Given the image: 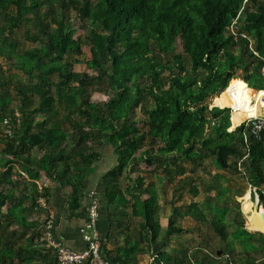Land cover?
I'll return each instance as SVG.
<instances>
[{
    "label": "trees",
    "instance_id": "obj_1",
    "mask_svg": "<svg viewBox=\"0 0 264 264\" xmlns=\"http://www.w3.org/2000/svg\"><path fill=\"white\" fill-rule=\"evenodd\" d=\"M249 2L258 8L245 13L248 23L244 25V33L255 38L253 49L250 39L242 35L236 41L230 32L243 5ZM72 5L73 1L67 5L64 0L57 3L0 0V56L11 59L13 66L23 70L30 80L15 86L21 97L20 118L5 101L0 111V124L9 119L12 130L10 135H4L7 142L3 148L10 163H19L32 172L33 177L44 175L49 181L70 189L68 205L74 211L81 209L86 180L103 155L90 151L87 142L100 148L110 146L117 164L103 177L104 195L96 193V196L101 197V204L113 214L121 211L126 214V207L131 205L132 215L142 219L140 227L149 233L150 242L157 241L161 229L155 217L156 193H149L142 186L145 178L140 175L123 189L124 173H130L134 167L143 163L154 166L158 161V167L164 168L172 163L178 168L177 175H185L188 170L180 165L181 161L201 165L206 157H213L214 164L221 170L238 169L237 165L243 162L253 175L254 184L264 182L261 171L264 132L260 140L255 139L246 130V124H242L248 117L240 118L224 100L221 101L223 106L227 105L224 109H211L208 102L209 94H219L225 89L228 91L225 101L230 104L241 90L252 105L261 101L244 88L248 82L255 81L249 72V63L242 56L256 61L260 69L264 68V0H85ZM71 7L76 16L70 14ZM77 19L87 23L92 54L87 65L96 75L72 69V56L81 54L83 45L81 38L75 37L73 24ZM23 25L35 29L34 32L23 30L24 36L36 44L30 49H20L12 38ZM178 40L182 53L174 55ZM235 48L238 54L234 53ZM170 55L173 57L168 61ZM240 63L246 72L245 82L232 87L229 82L238 78ZM162 66L170 71L169 76L160 73ZM5 84L6 79L1 74L0 86ZM90 87L106 94L109 100L91 101ZM33 97H38V102L31 107ZM77 98L81 99L80 104ZM63 99L69 109L79 112L86 120V124L78 121L71 124L75 135L71 130H63L53 119ZM151 101L154 108L150 106ZM138 108L144 118H135ZM233 112V126L239 127L230 132ZM140 123L147 130L141 128ZM147 145L149 148L143 149ZM33 151L41 153V157H33ZM171 173L167 169V174ZM18 175L19 180H8L10 190L0 192L1 234L14 222L33 230L36 222L28 221V215L36 206L24 205L25 193L30 194L33 202L48 196L46 188L42 193L38 191L35 180L28 181ZM30 186L34 190L29 191ZM144 192L150 197L142 198ZM258 193L264 203V192ZM198 213L202 217L203 213L199 210ZM111 223V234L122 228L121 219L113 217ZM175 223V219L169 221L171 232L181 230ZM212 224L225 238L224 227L215 221ZM27 232L21 234L22 239ZM143 235L141 233V243ZM254 237L255 234L248 233L244 241L251 242ZM259 239L264 246V235L259 234ZM33 243L31 236L27 244ZM14 249L13 246L5 249L0 238V264H7L6 251ZM246 250L256 251L257 248L249 243ZM36 252L35 249L30 251V257ZM102 253L114 263L130 264L126 256L109 257L104 246ZM153 264L189 262L171 256L164 246L158 245ZM227 264L230 263L227 261Z\"/></svg>",
    "mask_w": 264,
    "mask_h": 264
},
{
    "label": "rangeland",
    "instance_id": "obj_2",
    "mask_svg": "<svg viewBox=\"0 0 264 264\" xmlns=\"http://www.w3.org/2000/svg\"><path fill=\"white\" fill-rule=\"evenodd\" d=\"M58 1L59 0H51L52 3H57ZM64 1L67 5L70 1H73L75 5L84 3L85 0ZM72 9L73 7H71L70 14L76 16L75 10ZM257 9L258 8L250 2L247 3L246 6L243 5L240 15L235 21V25L230 29V32L235 37L236 41H239L240 36L242 35V37L250 39L251 49L254 47L255 38L244 33V25L248 23V20L245 19V13ZM86 24L78 19L75 20L73 24V28L76 30L75 37L81 38L83 45L82 53L78 55L73 54L72 56V69L74 72L87 73L92 76L97 73L87 65V62L92 58V54L91 42ZM26 29H30L31 32L35 31L33 26L23 25L21 29H17L15 31L16 34L12 36L13 41H16L19 44L20 49H30L36 45L24 36L23 30ZM233 51L235 54H238L236 48ZM181 53L182 46L178 40L174 55ZM172 57L173 56L170 55L168 61H171ZM223 57L224 56H221L222 59ZM242 59L249 63V72L255 81L253 84L248 82L249 85L247 84V87L244 88H247L252 92V95L255 97L263 99L264 68L260 69L256 61H252L248 57L244 58L242 56ZM241 64L242 63L237 67L238 78L232 79L229 82L232 87H237L245 82L243 77L246 75V72L241 68ZM0 65L2 67L0 75L2 74L6 79V84L0 86V93L3 94V96L0 97V111L3 101H5L9 105V108L14 109L16 117L20 118L21 114L19 112V106H21V97L15 86L17 83H29V76L23 70L14 67L12 60L6 56H0ZM159 71L163 76L170 75V71L164 66L160 67ZM54 79L57 81L59 76L56 74ZM250 86H256L257 88ZM244 92V90H241L239 93L241 96L238 95L235 100L233 99L232 104H230V101H225L228 96L227 89L221 91L219 94H209L208 102L211 108L216 106L224 109L227 108V105L223 106L221 104V101L224 100V103L228 104L231 110H235L234 105L235 102H237L239 106H242L240 110H237L239 114L241 115L240 112L244 109L242 113L247 114L246 116H248V118L263 113L262 108L261 111H259L260 109L256 102L252 105V101L246 97ZM89 93V96H87L91 101L96 103L107 102L109 100V97L106 94L97 91V89L90 87ZM31 101V107H34L38 102V97H33ZM77 103H81L80 98H77ZM150 106L151 108H154L155 104L153 101H151ZM69 114L71 115V118H68ZM234 114L235 113L233 112L231 116L230 132L235 131L239 127L233 126ZM135 118H144L143 112L140 108L137 109V115ZM53 119L57 123H60L63 130L69 132L70 130L74 132L71 127L73 122L78 121L81 124H86V120L79 112L69 109L68 104L64 99L59 104L58 114L54 116ZM139 126L141 128L144 127L142 123H140ZM6 129L7 126H5L4 123L3 125L0 124V179H7V177L11 176V178L16 181L19 180L18 174L20 173L25 176L28 181L35 180L38 182L42 181V183H51L46 176L40 175V178L33 177L30 174L32 172L22 168L19 163L9 162V156L3 154V148L7 142L5 140L7 138L4 136L7 134ZM145 129L147 130V128ZM73 134L75 135V132ZM87 144L90 151L101 152L103 154L96 164L97 172L105 170L110 164L113 168L116 166L117 159L110 146L100 148L91 144V141H88ZM147 148H149V145L143 149ZM32 153L33 157L38 159L41 157V153L35 151ZM213 160V157H206L201 165L181 161L180 165H184L188 170L185 175H177L176 170L178 168L172 163L166 164L164 168L158 167V161L155 162L154 166H148L143 163L140 167H134L135 169L133 171L131 170L130 173H124L122 178L124 183L123 189H125L126 185L130 184L131 181L134 180L135 182L137 176L140 175L145 178L142 186L147 188L149 193H156L157 198L155 217L161 226L159 237L156 242H150L149 233L142 230L140 227V240L141 233L144 234V240H142V243L140 242V244H142L140 245V264H153L155 248L158 245L164 246V250H166L171 256L185 258L189 264H227V261L230 264H264V246L259 239V234L264 235V233L262 231L254 230L250 225L252 215L257 211L260 212L261 208H264V203L261 202L258 193L260 190L264 192V182L254 184L251 181L253 175L249 172V169L243 164V162H240L237 165L238 169L233 167L228 170H221L216 167ZM6 163L9 164L6 165ZM8 168L9 171H7ZM167 169L172 172L171 175L167 174ZM261 171L264 172V164L261 166ZM32 175L34 174L32 173ZM9 186L10 184L5 185L2 183L0 185V192H4ZM29 189V191H32L34 190V187L30 186ZM125 196L133 202V199L127 193H125ZM148 197H150L148 192H144L142 198ZM99 198L101 199V197ZM29 204H35L36 210L39 209V206L46 207L47 205L43 198H39L36 202H33L32 199L24 201L25 206ZM256 208H258L257 211ZM175 209L183 215H177ZM197 209L203 213L202 217L199 216L200 214ZM125 212H128L130 217L132 216V219L135 218V216L132 215L131 205L126 207ZM119 213L122 217L119 218L121 221L124 219L128 220L122 211ZM33 214L34 213H31L29 215L33 216ZM171 219H175V226L179 227L181 229L180 231L171 232V228H169V221ZM135 220L137 221V219ZM136 221L135 224L133 223L131 225V228L136 227L137 230V225L139 223ZM141 221L142 219L140 218V223ZM213 221L224 227L225 238L220 235L217 227L212 224ZM13 228H15V226ZM17 231H20L19 228ZM248 233L255 234V237L251 242L244 241L248 236ZM20 242H23V239L20 241L17 240V244ZM249 243L254 244L257 250L247 251L246 247ZM14 244H16V242ZM150 244H152V247ZM251 260L254 262H249Z\"/></svg>",
    "mask_w": 264,
    "mask_h": 264
},
{
    "label": "crops",
    "instance_id": "obj_3",
    "mask_svg": "<svg viewBox=\"0 0 264 264\" xmlns=\"http://www.w3.org/2000/svg\"><path fill=\"white\" fill-rule=\"evenodd\" d=\"M112 168L113 166L110 164L105 170L97 172L95 166L94 171L89 175L85 183L84 194L81 201L82 207L74 211H71L68 205L70 189L51 181V183L36 181L37 189L40 193L43 192V188L49 191L46 198L42 197L47 205L46 207L39 206V209L32 211V213H34L33 216L29 215L28 221L36 222V225L32 228L33 230H26L19 222H14L5 228L4 233L1 234L0 232V238L3 240L4 248L7 250L12 246L15 248L12 252L7 253L6 251V263L54 264V251L53 248L49 246V239L47 236L50 234L55 241L61 242L74 250H84L86 243L83 239L81 230L86 222V208L91 201L93 192L100 196L104 195L103 177ZM11 179V176L7 177V179H0V185L2 183L9 185L8 180ZM10 189L11 187L9 186L7 190H3L7 192ZM25 195V200H31L29 193H25ZM111 211L110 208L101 204L98 229L103 236V246L106 249V254L109 257L115 258L120 255L123 257L126 256L130 264H140V218L135 217L132 219V216L130 217L129 213L126 212L125 216L128 220L124 219L122 221V228L120 231L111 234V221L113 217H115V219L122 218L119 212L113 214ZM3 212H6V209H3ZM51 215L53 216V227L48 229L47 224ZM135 219H137V221ZM134 220L139 223L137 225V230L136 227L131 228V225L133 223L135 224ZM14 226L15 228H13ZM18 228L20 231H17ZM24 231L28 232L23 239V243L21 244L20 242L17 244V240H22L21 234L24 233ZM31 236L34 237L33 245L27 244ZM6 238H8V240ZM15 242L16 244H14ZM34 249L38 252L33 254V257H30V251ZM130 250H132L130 252L131 254L129 253Z\"/></svg>",
    "mask_w": 264,
    "mask_h": 264
},
{
    "label": "built area",
    "instance_id": "obj_4",
    "mask_svg": "<svg viewBox=\"0 0 264 264\" xmlns=\"http://www.w3.org/2000/svg\"><path fill=\"white\" fill-rule=\"evenodd\" d=\"M6 133L11 134L8 120ZM249 134L260 140L264 132V113L251 118L247 123ZM101 199L92 193V198L86 208V222L82 228V236L86 247L82 251L74 250L61 242L55 241L50 235L49 246L53 248L56 264H120L110 261L103 253V236L98 229V220L100 216ZM53 216L51 215L47 224L48 229L53 227Z\"/></svg>",
    "mask_w": 264,
    "mask_h": 264
},
{
    "label": "bare ground",
    "instance_id": "obj_5",
    "mask_svg": "<svg viewBox=\"0 0 264 264\" xmlns=\"http://www.w3.org/2000/svg\"><path fill=\"white\" fill-rule=\"evenodd\" d=\"M248 84V83H247ZM249 85V84H248ZM261 101H257L256 103H257V105H258V108L261 110V108L264 110V100H262V99H260ZM250 103V102H249ZM251 104V103H250ZM255 104V103H254ZM235 112H237L238 114H239V112L237 111V110H240V108L242 107V106H239V104H237V102H235ZM244 110V109H243ZM242 110V111H243ZM259 110V111H260ZM242 111L240 112L241 113V115H240V118L241 117H243V116H246L245 114H243L242 113ZM259 115H262V113H259L258 115H256V116H259ZM246 117H248V116H246ZM253 117H255V116H253ZM253 117H250L248 120H246V121H244L242 124H246V126H247V123H248V121L251 119V118H253ZM241 124V125H242ZM240 125V126H241ZM246 130L248 131V128H246ZM256 139V138H255ZM258 140V139H257ZM93 193H95V192H93ZM97 195V194H96ZM262 211V212H261ZM253 213V212H252ZM263 213H264V209L263 208H261L260 209V212L259 211H257V212H255L253 215H252V218H251V221H250V225L252 226V228H254V230H257V231H262L263 233H264V215H263ZM48 228V227H47ZM51 229V228H50Z\"/></svg>",
    "mask_w": 264,
    "mask_h": 264
},
{
    "label": "water",
    "instance_id": "obj_6",
    "mask_svg": "<svg viewBox=\"0 0 264 264\" xmlns=\"http://www.w3.org/2000/svg\"><path fill=\"white\" fill-rule=\"evenodd\" d=\"M214 107H216V106H214ZM214 107H212V108H214ZM212 108H211V109H212ZM263 209H264V208H263ZM257 210H258V208H256V211H257ZM263 215H264V213H263Z\"/></svg>",
    "mask_w": 264,
    "mask_h": 264
}]
</instances>
